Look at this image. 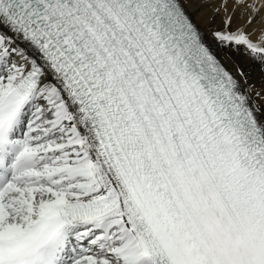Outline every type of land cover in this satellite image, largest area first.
Instances as JSON below:
<instances>
[{"label": "snow or ice", "instance_id": "6c2138e0", "mask_svg": "<svg viewBox=\"0 0 264 264\" xmlns=\"http://www.w3.org/2000/svg\"><path fill=\"white\" fill-rule=\"evenodd\" d=\"M0 264H264V0H0Z\"/></svg>", "mask_w": 264, "mask_h": 264}, {"label": "bare ground", "instance_id": "6f19581e", "mask_svg": "<svg viewBox=\"0 0 264 264\" xmlns=\"http://www.w3.org/2000/svg\"><path fill=\"white\" fill-rule=\"evenodd\" d=\"M257 2H259V0H257Z\"/></svg>", "mask_w": 264, "mask_h": 264}]
</instances>
